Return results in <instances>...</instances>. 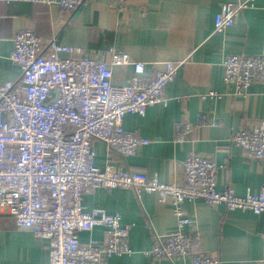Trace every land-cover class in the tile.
Masks as SVG:
<instances>
[{"label": "crops", "instance_id": "1", "mask_svg": "<svg viewBox=\"0 0 264 264\" xmlns=\"http://www.w3.org/2000/svg\"><path fill=\"white\" fill-rule=\"evenodd\" d=\"M108 1L85 0L76 17L56 4L0 3V84L21 81L22 71L10 57L15 34L25 30L105 60L112 52L127 53L132 61L145 63L146 76L164 69L166 62L182 63L164 90L166 104L149 106L144 116L124 118L127 132L150 143L122 160L95 142L96 165L104 169L113 162L163 182H180L184 161L189 153L198 152L223 166L217 173L218 190L232 188L238 196L259 193L264 188V162L249 159L231 138L235 131L264 121V84L251 86L245 96H233L223 81V62L229 55H264V0H127L124 12H115ZM239 2L249 6L236 25L216 32L215 17L222 7ZM133 72L131 64L113 67L112 83L129 84ZM203 117L210 125L196 127L186 141L177 142L178 125H199ZM83 205L88 211L119 214L122 225L132 226L133 254L113 256L109 264H172L147 254L155 234L179 229L171 201L130 189H98L85 196ZM181 210L195 222L199 250L218 257L220 264H261L263 214L227 210L223 205L214 208L202 199L183 203ZM78 238L101 242L103 229L79 232ZM49 243L0 211V264H50ZM176 264H190V258H179Z\"/></svg>", "mask_w": 264, "mask_h": 264}, {"label": "built area", "instance_id": "2", "mask_svg": "<svg viewBox=\"0 0 264 264\" xmlns=\"http://www.w3.org/2000/svg\"><path fill=\"white\" fill-rule=\"evenodd\" d=\"M85 0H0V3L56 4L65 14L76 12ZM115 12L127 9V0H109ZM248 2L227 4L215 17V31L236 25ZM120 28V26H119ZM12 63L22 71L21 81L0 84V211L14 217L19 228L49 240L50 264H109L116 255L133 254L131 225H122L119 214L88 211L86 195L98 189H130L137 195L154 193L171 201L178 230L155 234L148 251L154 260L172 264L183 257L190 264H220L218 257L198 249L195 222L184 217L181 205L204 200L227 210H250L264 215V188L238 196L232 188L218 190L216 160L191 152L184 161L182 181L163 182L146 173L119 168L114 163L96 165L95 142L109 155L122 160L137 155L150 140L127 132L128 114L144 116L149 106L166 104L164 90L182 63L145 75V63L127 53L112 52L111 59L90 56L84 48L45 40L30 30L13 38ZM132 65L129 84L112 83L113 67ZM223 81L232 95L245 96L253 85L264 84V55H229L223 62ZM210 96H214L213 93ZM200 124L177 126V142H184ZM231 143L246 156L264 162V121L232 134ZM103 229L101 242H81L79 232ZM264 237V232H263ZM264 264V258L260 262Z\"/></svg>", "mask_w": 264, "mask_h": 264}, {"label": "water", "instance_id": "3", "mask_svg": "<svg viewBox=\"0 0 264 264\" xmlns=\"http://www.w3.org/2000/svg\"><path fill=\"white\" fill-rule=\"evenodd\" d=\"M83 6H81L74 14H75V17L77 16V14L79 13V11L82 9Z\"/></svg>", "mask_w": 264, "mask_h": 264}]
</instances>
